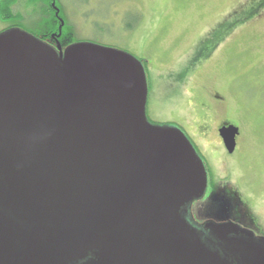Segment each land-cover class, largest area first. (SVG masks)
<instances>
[{
	"label": "water",
	"instance_id": "obj_1",
	"mask_svg": "<svg viewBox=\"0 0 264 264\" xmlns=\"http://www.w3.org/2000/svg\"><path fill=\"white\" fill-rule=\"evenodd\" d=\"M147 92L121 49L0 32V264H264L251 236L223 237L232 262L184 217L205 166L177 125L148 121ZM219 130L232 151L237 127Z\"/></svg>",
	"mask_w": 264,
	"mask_h": 264
},
{
	"label": "rangeland",
	"instance_id": "obj_2",
	"mask_svg": "<svg viewBox=\"0 0 264 264\" xmlns=\"http://www.w3.org/2000/svg\"><path fill=\"white\" fill-rule=\"evenodd\" d=\"M42 3L17 0L16 16L0 19V32L15 25L39 38L50 28L38 14L48 8ZM51 6L58 27L63 21L61 34H68L66 46L97 43L144 62L147 118L177 125L210 172L223 173L225 165L215 128L223 120L240 127L230 174L264 227V0H53ZM237 204L243 208L236 197ZM193 205L200 213L223 208L205 196Z\"/></svg>",
	"mask_w": 264,
	"mask_h": 264
},
{
	"label": "flooded vegetation",
	"instance_id": "obj_3",
	"mask_svg": "<svg viewBox=\"0 0 264 264\" xmlns=\"http://www.w3.org/2000/svg\"><path fill=\"white\" fill-rule=\"evenodd\" d=\"M55 35L56 34L53 33L50 37L51 39H53L52 42L49 41L48 39L45 40L42 39V40L45 41L47 44L56 47L57 42L59 43L60 41L59 39L60 37L57 40L54 37ZM60 47L63 51L65 50V48H62L64 46L61 45ZM142 66L145 69V76H146V68L144 67V62H142ZM147 88H148V84H147ZM214 95L216 94L214 93L212 96ZM146 100H147V96H146ZM147 101H146V105H147ZM145 110H146V106H145ZM200 117H198L197 119L202 120ZM221 119H219V121ZM203 120H205V118ZM229 123L234 124L232 122H228L227 120H223L218 124V127L215 128L214 130L216 137L219 139L218 141H220L221 148L219 149L222 150L224 155V157L222 158V160L224 159L225 161L224 163L225 165L222 168L223 173L218 172L219 170L217 171V174L210 172L207 164H205L203 156L201 155V153L198 152L194 143L191 142L187 134L184 133L187 136L189 142L192 143L195 152L198 153V155L202 160V163L205 166V171L207 175V184H206L207 188L205 189L204 194L200 196V199L204 198V196L205 199H209L210 197H212L215 203L222 202L223 208L221 210L217 209V210L205 211L203 213H200L199 205H195V206L193 205L192 207H190V203H193L194 201H200V199H195L191 201L187 207V209H189L188 216L184 212L182 213L184 217H186L189 220V222H191L195 230H197L200 240L203 241V243L211 251H217L222 258H226L229 261H232L227 257L228 252L221 250V248H223V240H222L223 237L229 239H249L251 236L252 238H254L255 242L264 245V227L263 225H261V222L258 220L257 216L254 215L253 212L249 211L250 210L249 207L251 206H249L248 199L246 198L245 200L243 197V199L240 200L242 197L240 195H237L239 194L238 188L240 187V185L237 184L234 180H232V175L230 174V172L231 169L235 167L234 159L232 157L235 154L236 149L239 147L240 142L242 141L241 129L238 125L234 124L237 127L238 134H236L234 138L235 146L233 150L228 152L224 145V141L220 135L219 128L223 125H229ZM200 128H202L201 130H204V127L202 125L200 126ZM207 136L203 135V137L206 138ZM203 141L205 142V144L209 143V147L211 149L213 148L211 146L212 142L210 141L207 142L206 140H204V138ZM220 162L221 161H218V167L221 164ZM219 196L221 197L219 198ZM236 197L240 203L239 205L243 206V208L238 206V204L236 206H233V202ZM228 222H232L233 224L235 223L239 229L238 230L236 229V231L230 230L226 235L220 236L215 231H213V229L210 228V225L212 223L223 224ZM256 230L259 232V234L255 233ZM248 232H250L249 236L247 234ZM95 260H96L95 256L89 255L85 259H82L78 262L71 264H87V263L91 264Z\"/></svg>",
	"mask_w": 264,
	"mask_h": 264
},
{
	"label": "trees",
	"instance_id": "obj_4",
	"mask_svg": "<svg viewBox=\"0 0 264 264\" xmlns=\"http://www.w3.org/2000/svg\"><path fill=\"white\" fill-rule=\"evenodd\" d=\"M16 1L17 0H1L0 1V19H2L3 21H5V20H8V18L11 16V15H13L14 17L16 16V14H15V12H14V4H16ZM43 3V5L45 6H47L48 8L47 9H45V10H40V12H38V14L40 13V15L42 16V17H44L45 19H47L48 20V22H49V29H47L39 38H41V39H48L49 41H53V39H51L50 37H51V35L53 34V33H58V25H59V17H56L55 15H54V13H55V10L52 8V6H51V3H52V1L53 0H41ZM45 6V7H46ZM46 11L48 12V14L46 13ZM256 11V13H257V11H258V9H256L255 10ZM256 13H254V14H256ZM253 15V14H252ZM249 17V16H248ZM247 18V17H246ZM246 20V19H245ZM13 27H16L15 25H10V26H8L7 28H13ZM66 37H68V34H67V32H65L64 30L62 31V34H61V36H60V41H59V44H60V46L62 45V46H64V47H62V48H65V46H66V44L67 43H69L68 41H67V38ZM70 45V44H69ZM68 45V46H69ZM68 46H66V47H68Z\"/></svg>",
	"mask_w": 264,
	"mask_h": 264
},
{
	"label": "bare ground",
	"instance_id": "obj_5",
	"mask_svg": "<svg viewBox=\"0 0 264 264\" xmlns=\"http://www.w3.org/2000/svg\"><path fill=\"white\" fill-rule=\"evenodd\" d=\"M2 32V31H1Z\"/></svg>",
	"mask_w": 264,
	"mask_h": 264
}]
</instances>
